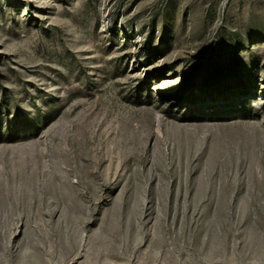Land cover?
Wrapping results in <instances>:
<instances>
[{
  "label": "rangeland",
  "instance_id": "rangeland-1",
  "mask_svg": "<svg viewBox=\"0 0 264 264\" xmlns=\"http://www.w3.org/2000/svg\"><path fill=\"white\" fill-rule=\"evenodd\" d=\"M0 264H264V0H0Z\"/></svg>",
  "mask_w": 264,
  "mask_h": 264
}]
</instances>
